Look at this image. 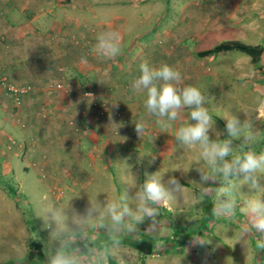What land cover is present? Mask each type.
<instances>
[{
	"label": "rangeland",
	"instance_id": "1",
	"mask_svg": "<svg viewBox=\"0 0 264 264\" xmlns=\"http://www.w3.org/2000/svg\"><path fill=\"white\" fill-rule=\"evenodd\" d=\"M121 1L110 0L111 8L120 12L125 11L121 7ZM225 1L228 0H153L141 5L140 10H147L152 5L161 10L160 8L167 4L169 11L165 15L173 18L172 24H170V18L158 26L150 23V20H141L143 22L138 24L141 28H137V52H141V57L137 60V77L140 72L139 64L144 60H148L157 67L165 64L162 57L151 52V49L165 50L168 54L173 52L175 56L172 67L181 74L182 83L179 86H186L185 77L182 76V50L185 53L187 48L190 49L191 60L189 63L197 70L199 68L196 52L209 42L207 39L206 42L203 40L201 43L197 34L195 35L197 31H193V23L197 22V17L202 16L200 12L219 8ZM187 5L190 6V13H187V9H185ZM125 6L130 8L127 11L132 9L133 12L136 11L134 6ZM173 6L176 9L171 11ZM158 14L156 12L155 16ZM182 15L186 16L188 23L191 22V27H184V30L182 29L183 24L179 20L180 18L182 20ZM165 25L170 28H163ZM252 38V44H259L263 40L261 35H257L256 32ZM230 39L233 38L229 37L227 32L222 33L217 36L215 44L211 47L230 41ZM235 39L237 40V38ZM246 40L244 38L243 41ZM262 44L264 43L258 47H263L264 50ZM238 54V51H234L218 55V58L223 56L232 58L239 56ZM205 61L208 60L205 59ZM220 67V65L216 67L218 68L216 74L219 75L214 76L215 63L208 64L206 69H208L207 72H210L209 75L200 78L203 84L212 90L207 94L211 101L205 105L215 121L209 132L210 138L218 142L231 139L233 155L249 149H253L257 153L264 152V64L258 65V67L254 65L252 77H233L226 74L223 76L220 71L223 73L225 70H220ZM0 71L4 74L1 68ZM68 76L53 78L43 94L45 99L54 102L59 100L60 96L73 102L72 109L66 113L65 117L66 121L70 122L77 130L80 131L77 121L81 118V111L86 110L85 108L96 118L108 119L109 115L110 117L115 115L116 119L122 121L125 119L126 122L131 123L127 116H124V110L115 108L112 105L113 102L108 105L102 100L103 94L95 92L90 86H87L86 82L76 80L71 75ZM121 79L119 78L117 81H121ZM198 80L197 77L195 80H191V85H196ZM55 83L65 84L67 88L64 90L53 89L52 85ZM224 88L228 92L231 88L232 92H223ZM233 88L236 92H233ZM86 93H91V96H85ZM137 95L140 99L135 106L137 122L145 123V131L141 136L137 134L135 141L137 145L131 141L125 151L126 154H122L120 157L126 172L122 174L113 165L107 173L109 183L113 186V191L110 193H115L113 196L119 198L122 193L127 191L128 205L135 209L138 203L135 194L146 179L145 173L154 172H159L158 174L163 176L165 184L170 177L174 176L179 180L183 189L176 194L174 200L160 206V215L157 217L159 224L154 231H149L151 221L146 219L143 223L136 225V233H124L121 237L140 239L142 234L152 237L157 251L155 257H151L148 264H264V248H260L258 243V240H264V233L252 229L244 236L242 226L248 223V217L246 212L241 211L245 207V201L249 198L257 195L264 196V173L256 174L262 186L260 191H257L251 189L243 177L239 179L233 177L228 180L219 172H211L206 162L199 157L198 146L194 145L189 148L174 139L176 126L193 122L190 121V109H183L180 119L174 122L170 128L173 131L169 132V129L165 132L156 123L157 117L147 112L145 100L142 99V97L146 99V93ZM207 102L209 101L207 100ZM130 103L134 104V102ZM21 104L14 105L15 114L21 108ZM40 111L42 122L50 121L56 116V110H48L43 107ZM145 112H147L146 115H144ZM82 115V118H85V114ZM231 116L238 117L242 124L237 137H229L225 128L226 118ZM15 121L18 128L25 129L26 123L22 122L20 117H16ZM248 123H251V128L247 127ZM248 135L254 136L255 141L245 140L244 138ZM53 147L55 148V145ZM65 154L64 156H51L49 152L44 153L47 165L37 168L21 163V159H19L20 162L15 160L13 173H3L0 164V264L12 261L22 262L29 250V243L33 240L43 244L45 258L42 264H48L51 251L60 247L66 250L71 249V255L78 259L79 264H101L106 250L108 256L105 264H122V259L124 264H145L144 257H141L126 243H122L121 247L113 246L115 250L108 248L107 244L104 245L108 239V231L98 225L101 222L110 225V219L107 220L104 217V220L88 219L82 222L78 220V216H84L89 207L95 208L98 204L104 203L103 199H105L107 191H104L103 185L107 186V182L104 181L105 175L102 179L97 173L92 172L88 165H85L84 169H87L89 173L92 172L91 175L96 181L86 188H84L85 186L65 188V184H69L71 179L76 176L75 167L68 164L69 159ZM197 169L208 171L212 179L202 183ZM130 173L135 174L136 187L123 188L121 186L123 184L122 175L125 176L126 181ZM56 181L61 183H55ZM97 182H99L98 185ZM231 184L236 185L231 195V198L236 201L235 213L230 217L213 216L211 210L214 201L221 195L217 190ZM201 189L206 191L202 193ZM38 204H41L40 208H38ZM52 212H55L56 220L60 221L59 227H63L64 224L68 226L67 231L60 236L56 234L58 224L52 219L50 215ZM97 217H103V212L97 213ZM125 223H131V221L126 219ZM197 236L208 243L196 244L194 237ZM86 238L98 239L101 246H90L87 252L80 253L77 247Z\"/></svg>",
	"mask_w": 264,
	"mask_h": 264
},
{
	"label": "crops",
	"instance_id": "2",
	"mask_svg": "<svg viewBox=\"0 0 264 264\" xmlns=\"http://www.w3.org/2000/svg\"><path fill=\"white\" fill-rule=\"evenodd\" d=\"M136 1L122 0L121 7L125 11L121 9L120 12L111 8L110 0H0V68L9 81L17 85L33 86V91L23 96L21 108L16 114L13 108L16 104L0 86V164L3 173L15 171L13 164L15 160L20 162L21 159V163L37 168L47 165L44 153L49 152L51 156H64L66 153L68 164L75 167L76 176L73 175V179L69 184H65V188L83 186L86 188L92 185L96 180L91 173L95 172L102 179L105 175L104 181L107 182V186L103 185L104 191H107L103 202L119 200L113 196L115 193H110L113 186L109 183L107 173L113 165L117 171L125 173L123 169L125 165L120 161V157L126 154L125 151L131 141L137 145L135 106L140 100L137 94L144 92H136L131 87L137 78V60L141 57V52H137V28H141L138 24L150 20V23L158 26L167 18H170L172 24L173 18L165 15L169 11L167 4H164L161 10L154 5L149 6L147 10H140L141 5L153 0ZM125 5L134 6L136 11L133 12V9L127 11L130 8ZM174 8L176 9L173 6L171 11L175 10ZM185 9L187 13L191 12L189 5ZM156 12L159 13L157 16ZM200 13L202 16L197 17V22L193 23V31H197L195 35L197 34L201 43L207 39L209 42L197 50V55L215 47L216 45L211 46L215 44L217 36L226 32L233 38L226 42H241L252 47L264 43V0H228L221 3L219 8ZM179 20L183 24V30L184 27H191V22H187L185 15ZM163 28L170 27L165 25ZM104 31H116L121 36L122 52L113 59L101 57L93 51L97 34ZM255 32L263 39L259 44H252ZM244 38L249 41H243ZM260 48L263 52L259 65L264 64V50L263 47ZM151 52L159 54L162 61L173 66L172 62L175 59L173 52L168 54L165 50L158 49H151ZM225 54L227 53L207 57L198 55L199 69L195 70L189 63L190 49L187 48L185 53L182 50V76L185 77L186 86L191 85V80L199 78L196 85L192 86L198 87L205 95V105L211 101L207 94L212 90L204 85L200 78L209 75L210 72L206 69L208 64L215 63L214 76L219 75L216 74L218 71L216 67L219 65L220 70L224 69L226 72L220 71L223 76L225 74L233 77L253 76L254 64L251 56L239 52V56L236 57L218 58V55ZM82 57L86 63L82 62ZM68 75L86 82L95 92L103 94L102 100L108 105L113 102L115 108L124 110V116H127L131 123L125 119L124 121L116 119L115 115L111 117L109 115L108 119L96 118L85 108L86 110L81 111L85 118L80 114L81 118L77 121L80 131L77 130L65 117L72 109L73 102L62 96L54 102L45 99L43 94L53 78L69 77ZM119 78H122L121 81H117ZM223 92L228 91L224 88ZM229 92H232L231 88ZM233 92H236L234 88ZM142 99L145 100L143 97ZM43 107L56 110L54 119L42 122L40 110ZM16 117H20L22 122L26 123L25 129L17 127ZM171 131L173 130L170 129L169 132ZM85 165L92 169L91 173L84 169ZM128 177L130 179L125 181V176L122 175L121 186L127 189L135 188V174L130 173ZM101 220H104V217ZM125 239L121 237L122 243ZM106 244L108 248L115 250L109 239L104 242V245ZM156 251L155 244L153 255H139L143 256L145 264H148L150 258L155 257Z\"/></svg>",
	"mask_w": 264,
	"mask_h": 264
},
{
	"label": "clouds",
	"instance_id": "3",
	"mask_svg": "<svg viewBox=\"0 0 264 264\" xmlns=\"http://www.w3.org/2000/svg\"><path fill=\"white\" fill-rule=\"evenodd\" d=\"M93 51L104 58L113 59L122 52L121 36L116 31L100 32L96 36V44ZM82 62L86 60L82 57ZM140 75L132 82V89L136 92L144 91L146 99L144 101L147 112L157 117L156 123L165 132L172 128L173 123L180 119L181 111L190 109V122L175 129L174 139L179 144L191 148L198 146L199 157L206 162L211 172H219L224 178L231 180L233 177L239 179L243 177L251 189L260 191L261 184L257 173H264V152L257 153L253 149L241 151L233 155L231 139L222 142L214 141L210 138L209 132L215 121L205 106L206 97L196 86L180 87L182 83L181 74L178 70L168 64H161L159 67L153 66L148 60L139 64ZM251 128V123L247 124ZM229 137H237L240 134L242 124L238 117L226 118L225 125ZM135 131L141 136L145 131L143 121L135 123ZM245 140L255 141V137L248 135ZM202 183L208 182L212 176L208 171L197 169ZM154 173H145L146 179L139 191L135 194L138 201L135 209L127 203L128 193L125 191L119 200L105 201L95 208L86 209L84 216H78L79 221L88 219H102L107 217L111 224L99 223V227L105 228L108 239L112 246L121 247V236L124 233L134 234L137 232L136 225L150 220L149 231H154L159 224L157 217L160 215V206L165 202H171L176 194L181 192L183 186L174 176L170 177L167 184L163 181V176ZM236 185L220 187L217 191L219 195L213 204V216H232L236 211V201L231 198L232 191ZM202 193L206 190L201 189ZM227 197V198H226ZM41 204H38V208ZM103 212V217H97V213ZM241 211L246 212L248 223L242 226V233L245 236L252 229L264 233V196H254L245 201V207ZM51 217L57 222L56 234L62 235L67 231V224L59 227L60 221L56 220L55 212ZM129 220L131 223H125ZM196 244L208 243L199 236L194 237ZM260 248H264V240H258ZM108 252L105 251L101 264L107 261ZM48 264H79L77 258L70 255L63 247L57 248L48 258ZM122 264L124 261L122 259Z\"/></svg>",
	"mask_w": 264,
	"mask_h": 264
},
{
	"label": "trees",
	"instance_id": "4",
	"mask_svg": "<svg viewBox=\"0 0 264 264\" xmlns=\"http://www.w3.org/2000/svg\"><path fill=\"white\" fill-rule=\"evenodd\" d=\"M233 51H239L248 54L252 57V62L255 65V67H258L260 58L262 55V49L258 47H252L248 46L246 44H243L241 42H223L215 47L208 49L203 52H199L198 55L200 57H207L216 55L218 53H228ZM32 86V85H31ZM12 192V190H11ZM107 240V239H106ZM123 243L128 244L131 246L134 250H136L139 254L143 256H149L154 254V246L155 241L152 237L142 234L140 239H125L123 240ZM92 247H100L101 242L98 239L91 240L90 238L84 239L81 243H79L77 250L80 253L87 252V249ZM56 249H53L51 251V254ZM67 252L71 255V249L67 250ZM45 258V255L43 253V244L38 241H31L29 243V250L27 252V255L25 259L22 262H7L5 264H42L43 259Z\"/></svg>",
	"mask_w": 264,
	"mask_h": 264
},
{
	"label": "built area",
	"instance_id": "5",
	"mask_svg": "<svg viewBox=\"0 0 264 264\" xmlns=\"http://www.w3.org/2000/svg\"><path fill=\"white\" fill-rule=\"evenodd\" d=\"M0 86L9 94L15 104L20 105L22 103V98L25 94L33 91V86L31 85H17L9 81L8 77L1 73L0 71ZM53 89L64 90L67 85L62 83H55L52 85ZM85 96H91V93H86Z\"/></svg>",
	"mask_w": 264,
	"mask_h": 264
}]
</instances>
